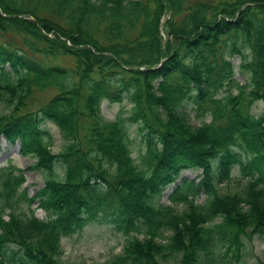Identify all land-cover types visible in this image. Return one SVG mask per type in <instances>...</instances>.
Instances as JSON below:
<instances>
[{
    "label": "trees",
    "instance_id": "16d2710c",
    "mask_svg": "<svg viewBox=\"0 0 264 264\" xmlns=\"http://www.w3.org/2000/svg\"><path fill=\"white\" fill-rule=\"evenodd\" d=\"M0 31L25 48L0 43V137L42 177L26 198L22 172L0 169V264H61L62 238L106 220L124 243L105 264H244V241L264 239V0H0ZM123 99L144 132L139 164L124 121L99 111ZM43 121L60 134L57 154ZM234 165L245 185L219 192ZM186 170H200L199 181L155 204Z\"/></svg>",
    "mask_w": 264,
    "mask_h": 264
},
{
    "label": "rangeland",
    "instance_id": "374dc122",
    "mask_svg": "<svg viewBox=\"0 0 264 264\" xmlns=\"http://www.w3.org/2000/svg\"><path fill=\"white\" fill-rule=\"evenodd\" d=\"M45 14L46 13H40L41 16ZM162 21H164V18ZM0 43L9 44L12 49L25 50L21 45L22 42H20V38L13 32L0 31ZM229 61L233 66V80L238 83V85H244L245 76L239 74L238 70L239 58L233 56ZM59 63L62 65L70 64L68 59L65 58L59 59ZM51 95L52 91L47 90L37 93L35 97L40 100L48 98ZM221 96L222 93L218 95V97ZM262 106L263 104L261 101L254 102L249 108L250 114L257 117L261 112ZM2 110L3 109L0 107V113ZM131 110V104H129L126 99H123L119 103H109L104 100L101 101L99 105L100 115L103 119L113 121L120 117L124 121L130 156L135 164H139V159L144 153V132L140 131L135 124L128 123L127 118L131 115ZM182 111L187 115V120L190 125L197 126L201 122L200 117L195 116V111L191 102H186ZM202 120L207 121L208 117L206 116ZM39 127L50 138L51 153L57 154L62 145V140L57 128L48 121L41 122ZM240 159L242 162H245L243 155L240 156ZM33 163L34 160L31 157L19 156L17 143L10 144L4 138L0 137V169L13 167L22 172L23 184L20 187V191H24L26 198L32 197L42 187L41 174L34 170H28ZM55 169L58 177L61 178L62 169L59 167ZM200 174V170H186L181 172L175 183L164 189L155 204L170 205L168 202V195L174 189L175 185L180 184L182 180L194 181V183H197L200 179ZM230 176V181L217 183L216 186L219 192L232 193L238 192L243 188L246 179L240 177L237 165L232 166ZM195 202L197 204H202L204 202V195L202 192L195 197ZM19 208L25 211V203H21ZM31 209L34 210V216L36 218L39 220L45 219V214L37 209L36 201L32 203ZM174 209L181 211L182 206H174ZM140 238L141 236L139 235L138 239ZM123 243L124 238L116 231L113 223L108 222V220L90 223L79 232L60 240V262L61 264H105L120 252ZM243 249L242 262L244 264L264 262V239L252 237L249 240H245ZM178 259V256H174L161 264H178Z\"/></svg>",
    "mask_w": 264,
    "mask_h": 264
}]
</instances>
